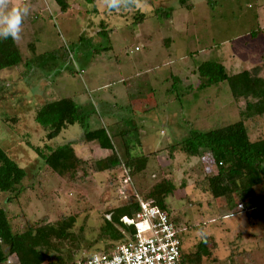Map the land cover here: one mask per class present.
I'll return each instance as SVG.
<instances>
[{"label": "rangeland", "instance_id": "1", "mask_svg": "<svg viewBox=\"0 0 264 264\" xmlns=\"http://www.w3.org/2000/svg\"><path fill=\"white\" fill-rule=\"evenodd\" d=\"M65 2L63 12L56 0H8L9 8L29 7L15 40L28 66L0 72V145L27 172L19 203L7 204L0 195L14 228L23 230L45 216L53 222L77 215L75 242L58 249L67 264H75L116 244L101 237L110 210L168 178L176 185L167 204L171 216L181 219L184 255L205 243L211 256L203 264H264V219L254 218L244 204L240 208L234 197L213 200L202 188L217 174L210 152L197 158L171 149L192 131L207 133L243 120L247 101L235 100L227 83L198 91L195 72L205 61L223 64L229 75L264 66V0H185V7L181 0H119L118 8H109L108 0ZM168 9L172 20L156 13ZM140 14L147 19L137 23ZM175 76L182 81L177 93L191 88L180 100L172 90ZM85 96L93 105L85 107ZM55 98L83 106L91 114L89 130H129L127 139L114 140L123 162L124 141L135 156L155 153L144 173L131 176L132 186L124 184L126 166L116 177L101 173L75 181L48 170L31 145L72 142L85 160L107 154L79 144V125L46 140L35 110ZM124 119L128 123L118 130L114 124ZM245 126L251 141L264 139V116L245 120ZM256 192L264 197V177Z\"/></svg>", "mask_w": 264, "mask_h": 264}, {"label": "trees", "instance_id": "2", "mask_svg": "<svg viewBox=\"0 0 264 264\" xmlns=\"http://www.w3.org/2000/svg\"><path fill=\"white\" fill-rule=\"evenodd\" d=\"M56 1L65 12L68 8L65 0ZM84 1L95 3L98 0ZM180 3L183 7L186 6L185 0H181ZM156 13L167 20L173 18V11L169 9L157 10ZM146 19L145 14L136 17L137 23ZM22 65L27 67L28 63L21 55L16 42L11 37L0 39V72L20 69ZM263 69L264 66H256L250 71L229 75L225 66L219 62L205 61L199 65L195 72L199 78L198 91L227 83L235 100L247 101L245 110L241 113L243 120L207 133L192 131L186 139L171 148L173 151L179 149L188 157L197 158L201 157L203 151H209L217 168V174L203 181L204 191L210 194L213 200L234 197L239 202V206L246 205L247 210H252L253 217L258 219H264V197L258 196L256 192V187L262 184L264 177V139L251 141L245 120L264 116V79L260 77ZM173 80L172 90L180 100L191 88L177 93L178 84L182 81L176 76ZM34 116L36 124L45 130L48 142L58 138L68 127L79 125L84 131L80 145L95 146L108 151V155L103 158L85 160L77 155L73 143L56 148L48 145L43 148L31 145L30 148L48 170L64 180H87L101 173L113 174L116 177V173L121 172L123 166H126L134 177L146 171L148 161L155 154L135 156L132 153L133 145L124 141L126 150L123 162L116 150L114 140L118 137L127 139L132 133L125 129L117 133L114 127L110 129L104 126L89 130L91 114L71 98H55L47 101L35 110ZM126 121L128 120H120L114 126L119 130L128 123ZM26 178V170L0 145V195L7 196V204L19 203L18 200L25 193ZM175 191V183L164 178L156 182L142 199L154 202L155 206L166 211L180 230L181 219L171 216L167 204V199ZM139 211V201L136 194L132 193L125 198L121 206L108 212L111 217L110 220L104 219L101 237L116 244L127 242L136 230L133 227H126L122 219L132 218ZM12 219L6 208L0 205V264H8L11 260H15L17 264H67L66 258L58 249L63 242H75L72 230L75 228L77 215H63L53 222L45 216L23 230H16ZM112 247L113 244L109 249ZM207 247V244L202 243L196 253L184 255L183 262L203 264V260L211 256ZM84 258L85 256H82L79 260Z\"/></svg>", "mask_w": 264, "mask_h": 264}, {"label": "built area", "instance_id": "3", "mask_svg": "<svg viewBox=\"0 0 264 264\" xmlns=\"http://www.w3.org/2000/svg\"><path fill=\"white\" fill-rule=\"evenodd\" d=\"M124 175V184L132 186L129 170L124 169ZM136 197L140 211L132 218L122 219L126 227L135 228L134 235L127 242L105 252H94L76 264H93L94 260L95 264H112L117 258H120L119 264H145L146 260L150 264H185L180 230L170 215L154 202L145 201L137 194Z\"/></svg>", "mask_w": 264, "mask_h": 264}, {"label": "clouds", "instance_id": "4", "mask_svg": "<svg viewBox=\"0 0 264 264\" xmlns=\"http://www.w3.org/2000/svg\"><path fill=\"white\" fill-rule=\"evenodd\" d=\"M109 8H118L119 0H108ZM29 14V7H11L8 6V0H0V39L11 37L13 41L19 38L23 19ZM120 258H117L112 264H119ZM95 264V260L93 261ZM150 264V261L145 262Z\"/></svg>", "mask_w": 264, "mask_h": 264}, {"label": "crops", "instance_id": "5", "mask_svg": "<svg viewBox=\"0 0 264 264\" xmlns=\"http://www.w3.org/2000/svg\"><path fill=\"white\" fill-rule=\"evenodd\" d=\"M89 104V106H90V104H92V100H91V102L89 101V100H87L86 99V96H85V107L87 106ZM93 105V104H92ZM116 128L114 127V130H115ZM84 134V133H83ZM118 138H120V137H118ZM136 142H138V141H136ZM70 143H72V142H70ZM135 144H137V143H135ZM85 146H87V145H85ZM89 147H91V146H89ZM116 147V146H115ZM92 150H97V149H99L100 151H102V152H107V154L106 155H104V156H102L101 158H103V157H105V156H107L108 155V151H105V150H101L100 148H98V147H95V146H92V148H91ZM117 150V149H116ZM115 246V245H114Z\"/></svg>", "mask_w": 264, "mask_h": 264}]
</instances>
